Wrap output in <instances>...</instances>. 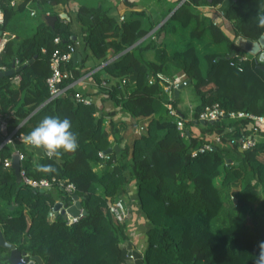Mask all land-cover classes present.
I'll list each match as a JSON object with an SVG mask.
<instances>
[{
    "label": "trees",
    "instance_id": "obj_1",
    "mask_svg": "<svg viewBox=\"0 0 264 264\" xmlns=\"http://www.w3.org/2000/svg\"><path fill=\"white\" fill-rule=\"evenodd\" d=\"M68 1L19 0L11 5L10 0H0L3 34L26 3L41 10L30 33L8 36L3 43L0 70L11 68L16 61L18 69L0 75V113L7 131L17 128L25 135L45 116L70 120L78 150L55 159L18 145L24 154L21 169L33 178L73 182L76 188L72 194L78 195L87 213L69 223L59 213L48 216L56 200L51 188L39 190L18 181L12 166L3 164L12 148L2 145L0 199L7 206L0 207V225L5 240L23 251L26 260L39 255L42 264H132L129 218H115L107 211V203L135 181L140 210L148 221L143 228L146 242L142 255L133 251L136 264H254L258 245L264 242V132L245 149L226 143L195 156L190 150L200 144V135L205 133L224 131L223 141L227 142L248 129L246 118L200 122L199 112L206 105L219 102L225 109L264 114V70L258 67L257 56L240 63L235 57L237 50L245 51L235 44L238 35L257 40L263 34L264 0H184L179 5L175 0L165 9L164 16L169 15L160 24H143V9H133L118 23L107 14L109 6L80 3L72 19L57 18L49 23L45 9ZM216 4L231 23L229 31L200 13L199 6ZM76 25L85 53L80 65L89 56L99 59L100 64L89 70H93L99 89L122 111L146 122L143 132H131L130 140L122 145L124 133L115 137L119 150L112 151V160L100 168L96 167L98 151L114 144L105 114L97 113L92 100L76 101L74 92L87 93L73 85L65 94L48 99L50 54L79 40ZM155 25L158 32L163 31V40L145 41ZM148 48L154 50V60L143 56ZM167 62L191 79L197 101L190 115L177 107L179 96L167 99L159 83L158 74ZM98 66L103 76L95 69ZM62 67L72 71L63 84L80 75L72 58ZM15 73L19 74L17 83L12 80ZM165 102H171L184 116L188 137L180 135ZM109 123L113 130L116 123ZM194 123L199 127L197 134L190 129ZM119 124L126 125L124 121ZM231 124L233 130L225 129ZM49 165L55 171L40 167ZM71 195L66 193L67 200ZM8 256L9 249L0 245V264H11Z\"/></svg>",
    "mask_w": 264,
    "mask_h": 264
},
{
    "label": "built area",
    "instance_id": "obj_2",
    "mask_svg": "<svg viewBox=\"0 0 264 264\" xmlns=\"http://www.w3.org/2000/svg\"><path fill=\"white\" fill-rule=\"evenodd\" d=\"M180 3H182L184 0H179ZM10 4L14 5L15 0H10ZM30 14L34 15L35 10L30 9ZM220 16L224 17L223 11L220 10ZM124 16H121L119 20H123ZM225 19V18H223ZM4 22V14L2 9L0 8V25H2ZM59 38L56 37L55 41H58ZM5 41V38L3 36H0V51L2 49L3 43ZM75 44L68 43L65 48L60 49L57 48L52 51L50 54V74L46 77V84L49 91V98L53 99L61 94H65L67 89L73 85V82H69L67 84H63V80L68 77H72V71L70 69H63L62 64L69 61L72 58V54L74 52ZM254 56V54L248 52V51H239L235 53L236 62L240 63L244 60H249ZM109 61V60H107ZM106 61V62H107ZM106 62H103L101 65H104ZM231 64H235V61H231ZM14 69L17 68V61L14 62V65L12 66ZM5 68V67H2ZM99 68V66H98ZM93 70L90 71V73ZM160 77L159 83L163 89L164 94L166 95L167 99H171L174 96V89L178 88L179 84L181 83V80L179 78H168L164 77L161 74H158ZM13 82L17 83L19 80V74L15 73L13 76ZM153 78H149V82H152ZM102 84H105V77H102ZM125 82V79H122V83ZM73 97L76 101L79 102H91L92 98L87 94H82L79 91L74 92ZM165 107L168 110V113L171 115H174L175 118V124L176 128L178 129L179 133L183 137L189 136V128L185 124V118L183 115L178 114L176 107H174L171 102H165ZM241 118H246L248 120V129L245 131H241L237 133L236 135H233L229 138L227 142L223 141V132H212V133H205L203 135H200V144L197 146L191 148L190 155L195 156L196 154L203 152L205 150H211L215 148L216 146H222L224 144H236L241 149L248 148L252 145H254L257 141V136L260 132H264V114H256L250 111L246 110H232V109H225L222 107L219 102H213L212 104L204 106V108L199 112L198 120L199 121H215V120H238ZM133 132L135 134H140L146 129V122H134L132 125ZM227 130H233V124L230 126L228 125ZM0 134L2 135V141L0 143V146L2 145H9L12 148V153L10 157H6L3 159L4 166L8 167L11 165L12 162V156L17 155L18 159L21 160L24 158L23 152L20 150L18 145H26L22 137L25 135L23 132H20L17 130V128H14L11 131H7V123L6 120L3 118V115L0 113ZM99 155V162L97 163L96 167L100 168L104 165V163L108 160H112V153H106L104 151H98ZM20 176L21 181L25 184L33 187V188H45L49 189L53 186H62L63 189L66 191L67 194L71 195L72 192L75 190L76 186L71 181H63L58 180L57 182H54V178H47V177H40V178H33L25 174L23 169H20ZM71 202H73L72 198L70 199ZM107 211L111 213L115 218L118 220H124L128 215L129 212L124 199L122 196L116 197L112 200H110L107 203ZM79 216H70L67 214L66 220L67 222H71L76 220ZM130 257H133V255L130 253Z\"/></svg>",
    "mask_w": 264,
    "mask_h": 264
},
{
    "label": "crops",
    "instance_id": "obj_3",
    "mask_svg": "<svg viewBox=\"0 0 264 264\" xmlns=\"http://www.w3.org/2000/svg\"><path fill=\"white\" fill-rule=\"evenodd\" d=\"M129 1H133L135 5H132V6L129 5L126 0H69L68 3L65 5H62V4L55 5L54 9L50 11L49 13L47 12L46 14L47 15H58L60 13H66L67 15L66 18L68 21V19L73 18L74 12L77 10L80 3H85L89 5H101L102 4L104 6H109V10L107 14L112 16L118 23L122 22V20L121 21L119 20L121 16H124V19L129 17L133 9L135 8L143 9L145 11V15L142 18V23L148 24V23H154L156 21L160 22L163 18H165L168 15L167 14L164 16V13L166 12L165 9H167L171 4H175L174 3L175 0H158L156 3L153 2V0H129ZM16 2L17 1L15 0V3ZM57 7H58V10H56ZM199 10H200V13L209 15L211 18H213V20L216 23H219L224 28H226V30L227 28L231 29V26H230L231 23L227 21L226 19H223L224 17L220 16L221 6L219 4L201 5L199 6ZM53 12H56V13L53 14ZM156 27L157 25H155L146 34V36L143 38L145 39V41L148 40L150 42L152 41L160 42L163 40V37H164L163 31L158 32L156 30ZM75 30H76L77 37L79 40H77V44L75 46L73 53H77L78 55H76L74 58L72 57V65L77 66L78 70L80 71V75H78V77L72 81L73 87L77 90H81L82 92L87 93L92 98V101L96 105L97 113L100 112V113L105 114V118H104L105 126L107 130L110 131L109 138L111 140L113 139L114 141L115 137L117 138L124 133V136H122L120 140V144L122 145L126 141L130 140V136L132 134L131 132H133V128H132L133 123L134 122L139 123V122H144V121L142 119H134L128 113L122 111L119 105H116L110 97H107L106 92L99 89L97 83L95 82L93 75L89 71L91 68L100 64L99 59L93 56H89L87 60L83 63V65H80L81 59L85 55V53H84V50H83V47L80 41L81 32L77 25L75 26ZM14 34L15 32L9 35L15 36ZM21 34H24V33H21ZM168 42H171V40ZM239 51L240 50H237V52ZM143 56L148 60H154V57H155L154 50L151 48L145 49L143 51ZM97 68L98 67H96L95 69ZM99 71H101V75L103 76L104 71L102 69H100ZM160 74L164 76L165 78L166 77L179 78L181 82L187 79L184 76V73L182 70H179L173 67L168 62L165 64V68L163 72H161ZM190 83H191V79L187 85H185L179 90L178 96L179 98L183 96V99L181 103L179 101L177 102V107L181 109L182 111H186L189 115L191 114L194 104L187 101L186 93H184V95H182L181 93H182V90L185 88H186V91H187V88L189 87L192 88L190 86ZM110 120L116 123L115 126L113 124V128H114L113 130L115 131V133L111 129L112 125L110 126V123H109ZM120 121H124L126 123L125 127H122L123 125L119 124ZM190 129L192 133H195V134L199 133V127L195 123L190 125ZM113 143H116V142L114 141ZM53 187H55L56 190L52 192L55 198H57L58 194L60 193L58 192L60 186H53ZM53 187H51V190ZM121 196H123L125 205L129 211V221L127 225L128 224L130 225L132 223V226L129 227L127 234L129 235V230H132V228H135L136 226H140L142 228L147 227L148 222H146L147 220L145 219L144 215L142 214L140 210V204H139V199L137 196L135 181H131L126 185L125 192L121 194ZM136 210H139L142 225H140L138 222L136 223V225H133L134 219H132V217ZM131 214H132V217L130 218ZM131 240L133 242V239Z\"/></svg>",
    "mask_w": 264,
    "mask_h": 264
},
{
    "label": "water",
    "instance_id": "obj_4",
    "mask_svg": "<svg viewBox=\"0 0 264 264\" xmlns=\"http://www.w3.org/2000/svg\"><path fill=\"white\" fill-rule=\"evenodd\" d=\"M180 4V1L177 3V5ZM177 5L175 7H177ZM169 15V14H168ZM168 15L164 18L166 19ZM66 13H60L58 15H47L46 20L49 23H52L57 18H63L66 17ZM2 30L0 29V36H2ZM235 44L242 48L243 50L249 51L250 53L257 56V62L258 67L264 70V32L260 35V37L257 40H252L249 38H245L241 35H238L235 38ZM77 53H73L72 57L74 58ZM18 68H8L5 70H0V75L4 74H13L17 71ZM190 82V78H187L186 80L182 81L178 88L174 89V96H178L179 90L187 85ZM204 122V121H200ZM119 150V146L117 143H114L112 146H109L105 150H103L106 153L109 152H117ZM11 166L14 170V173L16 175V178L18 181L21 180L20 176V169H21V163L18 159L17 155L12 156V162ZM39 190H45V188H37ZM60 193L58 194L56 200L53 203V206L48 211L47 215L51 216L52 214H61L64 218H66L67 214L70 216H82L87 213L86 209L82 207L80 198L77 194H72L71 198L73 202L70 200H67L66 198V191L63 189L62 186L59 187ZM0 245L9 249V256L8 259L11 264H34L35 262L38 264H42L43 260L39 255H30L29 258L26 260L25 256H23L25 253L21 250H19L17 247L14 246V244L8 242L5 240L1 225H0Z\"/></svg>",
    "mask_w": 264,
    "mask_h": 264
},
{
    "label": "clouds",
    "instance_id": "obj_5",
    "mask_svg": "<svg viewBox=\"0 0 264 264\" xmlns=\"http://www.w3.org/2000/svg\"><path fill=\"white\" fill-rule=\"evenodd\" d=\"M264 26V17L260 19ZM69 119L58 116H45L29 133L22 137L31 149L42 151L47 158L60 159L65 153L78 150L77 134L71 130ZM44 171H55L50 165L40 166ZM259 254L254 264H264V242H260Z\"/></svg>",
    "mask_w": 264,
    "mask_h": 264
},
{
    "label": "rangeland",
    "instance_id": "obj_6",
    "mask_svg": "<svg viewBox=\"0 0 264 264\" xmlns=\"http://www.w3.org/2000/svg\"><path fill=\"white\" fill-rule=\"evenodd\" d=\"M16 1H19V0H16ZM158 0H153V2H157ZM31 6V7H30ZM30 8L34 9L35 10V14L34 15H31L30 14ZM54 9V6L53 7H47L45 9V13H49L50 11H52ZM56 10H58V7L56 8ZM21 15L18 16V17H15L12 19V21L10 22V27L8 28L7 32L5 34H3V37L6 38L8 36H10L9 34H13V32H15V36L18 35L19 33H24V34H27V33H30L31 32V28L33 27L34 23L39 19V17L41 16V10L40 8L38 9V7L36 6H33L31 5V3H26L24 8L20 11ZM56 13V12H55ZM165 20L164 18L159 22V24ZM227 30L229 31V29L227 28ZM249 52V51H248ZM190 88V87H189ZM187 88V91H186V88L182 90V95H184V93H186V99L188 102L192 103V104H195V102L197 101V96L196 94L194 93L193 89L192 88ZM181 99H179V102L181 103L182 102V99H183V96L180 97ZM56 188L53 187L52 188V191H55ZM6 203L4 201H2L0 199V207L2 208H6ZM127 217L126 218H129V212L127 213ZM132 217V214L130 216V218ZM140 214H139V210H136L132 219L133 220V225H136V223L138 222L140 225H142V222H141V219H140ZM148 222V221H146ZM132 226V223L129 225V227ZM130 240L133 239V248L132 249V254H133V257L131 259V262L132 264H134V260H136L137 256L135 254H137V252L139 254L142 255V251L144 249V246H145V242H146V233L145 231H143V228L140 227V226H136L135 228H132V230H129V237H128ZM136 248V250H135ZM135 254H134V252ZM137 251V252H136ZM134 259V260H133ZM136 264V263H135Z\"/></svg>",
    "mask_w": 264,
    "mask_h": 264
}]
</instances>
